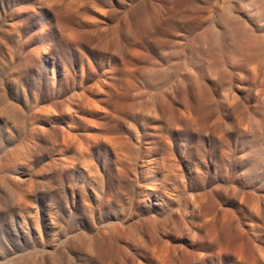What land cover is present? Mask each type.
<instances>
[{"label": "rangeland", "instance_id": "374dc122", "mask_svg": "<svg viewBox=\"0 0 264 264\" xmlns=\"http://www.w3.org/2000/svg\"><path fill=\"white\" fill-rule=\"evenodd\" d=\"M0 264H264V0H0Z\"/></svg>", "mask_w": 264, "mask_h": 264}]
</instances>
